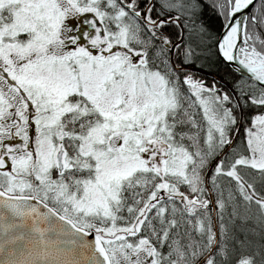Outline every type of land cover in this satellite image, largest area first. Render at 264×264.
Listing matches in <instances>:
<instances>
[{
  "label": "rangeland",
  "instance_id": "obj_1",
  "mask_svg": "<svg viewBox=\"0 0 264 264\" xmlns=\"http://www.w3.org/2000/svg\"><path fill=\"white\" fill-rule=\"evenodd\" d=\"M99 1L0 0V11L7 8L10 14L0 23V154L12 142L27 145L7 153L8 167L0 172V184L10 192H34L66 207L67 218L82 229L90 228L88 220L95 216L102 221L111 218L112 208H119L122 182L135 171L179 176L190 160L187 152L161 137L173 100L165 79L147 69L143 53L127 44L125 32L105 31ZM89 25L92 31H87ZM248 53L258 56L252 49ZM250 57L243 58L254 64ZM184 82L200 98L202 85L189 77ZM74 93L90 101L102 119L84 136L65 131L59 121L67 112L86 113L83 107L66 103ZM216 124L220 129V122ZM253 126L247 132L252 155L248 165L262 170L264 117ZM72 140L79 142L77 152L85 159L81 170L87 176L70 187L65 180L73 168L68 153L58 175L55 152ZM258 198L264 219V198ZM184 202L199 204L194 199ZM150 205L127 228H94L109 249L112 264H157L146 240L126 243Z\"/></svg>",
  "mask_w": 264,
  "mask_h": 264
},
{
  "label": "trees",
  "instance_id": "obj_2",
  "mask_svg": "<svg viewBox=\"0 0 264 264\" xmlns=\"http://www.w3.org/2000/svg\"><path fill=\"white\" fill-rule=\"evenodd\" d=\"M255 3L244 36L246 46L261 54L264 0ZM97 6L105 31L125 32L127 44L143 53L147 69L165 79L173 100L161 137L187 152L190 160L179 176L135 171L122 182L119 208H112L111 218L102 221L95 216L85 229L127 228L149 203L138 231L126 243L146 240L157 264H264V219L255 201L264 198V169L248 165L252 155L246 144L253 122L264 117V88L228 69L215 50L231 0H100ZM7 12L0 11V23L9 20ZM161 19L166 21L158 22ZM173 46L174 67L169 61ZM186 77L202 85L200 98L184 82ZM75 100L86 113L67 112L59 121L65 131L84 136L102 119L78 93L68 96L66 103ZM64 143L73 165L72 175L64 179L70 187L78 186L87 176L81 170L85 159L77 152L79 142ZM40 199L67 215L66 207ZM192 199L199 204L184 202Z\"/></svg>",
  "mask_w": 264,
  "mask_h": 264
},
{
  "label": "water",
  "instance_id": "obj_3",
  "mask_svg": "<svg viewBox=\"0 0 264 264\" xmlns=\"http://www.w3.org/2000/svg\"><path fill=\"white\" fill-rule=\"evenodd\" d=\"M256 1L233 2L228 18L217 36L215 50L228 69L264 88V71L256 73L264 69V65L247 67L238 58L245 22ZM161 21L166 20L158 22ZM232 29H235V39L227 48L226 42ZM173 48L170 49L169 61L174 67ZM56 153L59 173L63 168V153L61 149ZM7 167L6 159L0 158V171H5ZM210 201L213 206L211 197ZM214 233L216 237V224ZM0 264H109V260L94 232L76 227L73 222L32 196H14L0 190Z\"/></svg>",
  "mask_w": 264,
  "mask_h": 264
},
{
  "label": "flooded vegetation",
  "instance_id": "obj_4",
  "mask_svg": "<svg viewBox=\"0 0 264 264\" xmlns=\"http://www.w3.org/2000/svg\"><path fill=\"white\" fill-rule=\"evenodd\" d=\"M87 31H92V26L91 25H89L88 26V28H87ZM71 103H73V104H71ZM71 103H69L70 105H77V100H75V101H72ZM32 117H35V115H33ZM32 134H33V136L34 135H36V133L35 132H32ZM41 134H47V132H42ZM39 136H40V134H39ZM65 145V143H61L60 145H59V149H62V152L64 153V156H63V159L65 158V156H66V149H67V147H66V145ZM27 147V145H22L21 144V146L19 145V144H17V143H15V142H12V144H11V146L10 145H5L4 146V150H2V152H1V154H0V158H5L6 160H7V153L9 152V151H12V150H15V149H18V148H20V149H25ZM7 162H8V160H7ZM56 173H57V171H56ZM0 189L3 191V192H10V191H8L7 189L5 190L4 188H3V186H2V184H0ZM33 194H30V195H32V196H37V194L36 193H34V192H32ZM110 264H112L111 262H110Z\"/></svg>",
  "mask_w": 264,
  "mask_h": 264
},
{
  "label": "bare ground",
  "instance_id": "obj_5",
  "mask_svg": "<svg viewBox=\"0 0 264 264\" xmlns=\"http://www.w3.org/2000/svg\"><path fill=\"white\" fill-rule=\"evenodd\" d=\"M234 35H235V29H232V31L228 35V39H227V42H226V47L227 48L234 41V39H235Z\"/></svg>",
  "mask_w": 264,
  "mask_h": 264
}]
</instances>
